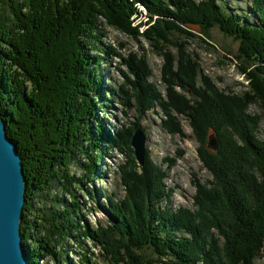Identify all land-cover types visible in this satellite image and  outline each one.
<instances>
[{"label":"trees","instance_id":"16d2710c","mask_svg":"<svg viewBox=\"0 0 264 264\" xmlns=\"http://www.w3.org/2000/svg\"><path fill=\"white\" fill-rule=\"evenodd\" d=\"M221 1L0 0V119L21 158L20 227L30 264H74L67 257L68 242L78 244L75 264H103L91 257L86 242L100 251L104 264L264 259V142L256 136L264 117V0H250L253 21ZM101 26L133 41L143 39L159 52L164 94L150 81L145 59L133 53L123 58L114 47H102ZM212 28L239 42L236 59L245 79L240 94L219 90L186 50L195 39L207 44L199 34ZM124 48L118 44L119 51ZM111 55L127 71L121 72L124 83L118 88L126 107H135L139 116L158 108L170 135H182L179 117L189 120L197 155L214 177L203 184L194 179L193 210L162 207L168 198L163 170L146 153L143 165L136 164L130 141L142 130L140 119L110 134L97 120L98 112L108 113L99 107V66L111 63ZM255 104L261 114L248 112ZM209 133L218 139L213 152L206 148ZM124 138L131 152L120 176L125 194L121 199L102 194L104 223L90 225L79 192L97 197L87 182L106 149ZM70 165L81 174L71 175Z\"/></svg>","mask_w":264,"mask_h":264},{"label":"rangeland","instance_id":"374dc122","mask_svg":"<svg viewBox=\"0 0 264 264\" xmlns=\"http://www.w3.org/2000/svg\"><path fill=\"white\" fill-rule=\"evenodd\" d=\"M222 1L227 5L229 11L236 12L240 18H248L251 19V21L256 19L255 14L250 13V0ZM141 10V20L145 22L146 16L143 8H141ZM100 29L103 31V37L101 39L102 47H114L116 52H119L123 58H126L129 54L133 53L137 54L139 58L145 59L152 71L150 81L155 83L158 90L164 94L165 86L161 82V68L164 66V61L159 52L154 50L149 42L143 39L133 41L107 26H103V28L101 26ZM199 36H201L207 44L202 43L199 39H195L186 45V50L189 53L194 54L199 60V67L203 76L207 77L209 81H212L221 91L228 89L237 94L244 92L245 89L243 86L245 85V79L239 72V67L243 65L238 59H236L239 53V42L234 41L229 36H225L217 28L210 29L208 35L199 34ZM118 44H125V48L119 51ZM169 50L174 54L176 53V49L171 46H169ZM93 54L101 56L102 53L100 50H95V47H93ZM110 59L111 63L103 61L104 63L99 66L98 73L101 80L98 86L103 99L102 102H100L99 107H102V110L108 113L103 114L98 112L97 120H100L108 134H110L114 130H120L119 128L122 125H125L126 127L131 125L132 127L134 124H137V121L140 119L139 122L142 130H137H141L146 137V157H150L151 164L153 166H158L164 172L165 178L162 182H164V186L168 192V198L161 203V206L163 207L165 203H167L172 211H176L181 207L193 210L192 196L195 193V187L193 184L194 179H198L200 183L203 184L206 181L213 182L214 177L213 174L204 167L199 155H197L199 143L193 136L192 129L188 124L189 120L179 117L182 135H170L162 126L165 118L158 108L147 112L143 116H139L135 107H126L128 101L125 98L124 93L121 94L118 88L124 83L121 72L127 71L121 67L120 62H118L113 55L110 56ZM108 89L113 90L114 93L118 92L122 99L119 100L117 96H112L113 93L107 91ZM248 112L251 114H261L258 104L251 105ZM137 130H135V132ZM256 136L260 141L264 142V117L260 122ZM210 137L215 139L217 143L215 150L218 147V139L214 134L209 133L206 148L213 152L215 150H212L207 146ZM101 143L104 145V141ZM120 143L121 144L117 145V147L110 148V150L106 149L105 156L100 157L97 164V173L90 177L91 180L86 178V181H90L87 182V189L92 191L96 190V193H98L96 195L97 197H95V195L89 197L79 192L81 200L87 203L85 207V220L90 225L104 223L105 218L99 209L100 205L103 204V199L101 197L102 194L112 193L116 195L117 199H121L125 194L120 181L121 170L127 165L128 160L131 159L130 149L133 152V148L130 145L131 148L128 149L125 138ZM85 147H87V145H85ZM93 155L95 156V153H93ZM132 156L134 157L136 164L141 167L133 153ZM69 167L71 175L77 177L81 174L75 166L70 165ZM239 169H241V167H238V170ZM85 244L87 245V248H89L91 257L96 256L97 260L104 264L102 256L99 255L100 251L95 249L90 242H86ZM68 246H70L69 251L71 252L67 253V257L71 259V263L74 262L75 264V260L77 259L75 253L79 252L76 251V246H78V244L77 242H68ZM22 247L25 252L23 237ZM143 254L147 258L152 256L150 251H144ZM255 264H264V259H256Z\"/></svg>","mask_w":264,"mask_h":264},{"label":"water","instance_id":"95a60500","mask_svg":"<svg viewBox=\"0 0 264 264\" xmlns=\"http://www.w3.org/2000/svg\"><path fill=\"white\" fill-rule=\"evenodd\" d=\"M146 137L134 132L131 145L140 166L143 165ZM216 141L209 138L208 148L215 150ZM20 157L15 145L6 137L0 119V264H29L22 247L20 221L25 204V184Z\"/></svg>","mask_w":264,"mask_h":264},{"label":"bare ground","instance_id":"6f19581e","mask_svg":"<svg viewBox=\"0 0 264 264\" xmlns=\"http://www.w3.org/2000/svg\"><path fill=\"white\" fill-rule=\"evenodd\" d=\"M203 79V78H202ZM197 93V92H196ZM197 96H199V95H197ZM205 103V102H204ZM2 120V119H1ZM3 122H4V127H5V121L4 120H2ZM165 125V124H164ZM163 126V125H162ZM171 126V125H170ZM138 131V130H137ZM125 134V133H124ZM5 135H6V132H5ZM6 137H7V135H6ZM13 143V142H12ZM14 144V143H13ZM15 145V144H14ZM130 145H131V142H130ZM131 147H132V145H131ZM15 148H16V146H15ZM133 148V147H132ZM16 153H17V151H16ZM133 154H134V150H133ZM18 155V154H17ZM19 156V155H18ZM215 156V155H214ZM20 157V156H19ZM250 159V158H249ZM20 164H21V158H20ZM22 167V166H21ZM237 171V170H236ZM251 178V177H250ZM251 181H252V179H251ZM253 184V183H252ZM255 187V186H254ZM235 201V200H234ZM244 204V203H243ZM244 216V215H243Z\"/></svg>","mask_w":264,"mask_h":264}]
</instances>
